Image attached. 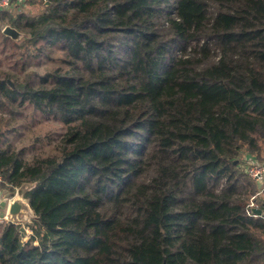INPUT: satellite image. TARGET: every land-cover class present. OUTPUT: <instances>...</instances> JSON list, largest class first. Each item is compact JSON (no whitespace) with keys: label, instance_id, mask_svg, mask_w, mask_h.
<instances>
[{"label":"trees","instance_id":"trees-1","mask_svg":"<svg viewBox=\"0 0 264 264\" xmlns=\"http://www.w3.org/2000/svg\"><path fill=\"white\" fill-rule=\"evenodd\" d=\"M30 1L0 11L25 34H2L0 193L34 214L0 264H264V0ZM26 107L59 131L17 145Z\"/></svg>","mask_w":264,"mask_h":264},{"label":"rangeland","instance_id":"rangeland-1","mask_svg":"<svg viewBox=\"0 0 264 264\" xmlns=\"http://www.w3.org/2000/svg\"><path fill=\"white\" fill-rule=\"evenodd\" d=\"M44 3L41 1H30L27 3H16L13 2L11 6H9L6 9H3L7 11L8 14L15 15L19 12L25 13L30 16H34L38 14L40 11L43 10ZM2 11V10H0ZM9 25L7 24V20L4 18L0 17V61L3 63V66L6 67L7 64L13 63L16 58L19 56V52L21 51L18 46L6 43L2 39V30L3 28ZM22 33V36L18 39L20 41L22 37L25 35L23 31H20ZM56 54L54 55V57ZM33 62H36L35 60H30V63L33 64L29 68L30 70H39V71H44L47 70L51 67H53L56 63L55 60L53 59H46L42 60V63L39 66H34L35 64ZM19 122L23 123L26 125L24 129H20V134L18 136H15V140L17 145H29L31 142H33V139L36 137H42L46 134H54L57 133L60 129V124L54 120L51 117H46L38 114L37 112L33 111L31 107H26L24 109L20 110V115H19ZM21 190L25 189L24 187L20 188ZM18 189H16L13 193L11 194H4V198L7 202H11L13 199L22 201L24 203H27V200L22 197L21 194L18 193ZM6 217L0 218V226L6 222L13 221V223H18L20 224L21 227H23L26 231L27 234L30 233L29 226L31 223V220L34 216L31 208L29 207H24L22 211L18 214L17 218L12 220L10 215L6 213ZM27 238V237H25Z\"/></svg>","mask_w":264,"mask_h":264},{"label":"built area","instance_id":"built-area-1","mask_svg":"<svg viewBox=\"0 0 264 264\" xmlns=\"http://www.w3.org/2000/svg\"><path fill=\"white\" fill-rule=\"evenodd\" d=\"M25 0H0V10L6 9L12 5L13 2L16 3H24ZM243 169L245 173L259 185V189L255 191L252 195V199L254 197H258L262 195L264 191V161H260L254 155L250 157H245L243 160ZM1 181V176H0ZM253 201L250 202V206H253ZM6 217V214L5 216Z\"/></svg>","mask_w":264,"mask_h":264},{"label":"water","instance_id":"water-1","mask_svg":"<svg viewBox=\"0 0 264 264\" xmlns=\"http://www.w3.org/2000/svg\"><path fill=\"white\" fill-rule=\"evenodd\" d=\"M2 32L3 34L11 37L14 40H18L22 36V33H20L15 27H12L10 25H6L3 28ZM18 193L21 194L22 190L19 189ZM24 207L30 208L28 202L24 203L22 201L14 199L11 202H7L5 199H0V218H4L6 212L10 215L12 220H14L17 218L18 214L22 211Z\"/></svg>","mask_w":264,"mask_h":264},{"label":"crops","instance_id":"crops-1","mask_svg":"<svg viewBox=\"0 0 264 264\" xmlns=\"http://www.w3.org/2000/svg\"><path fill=\"white\" fill-rule=\"evenodd\" d=\"M250 156H252L251 154H248V153H246V154H244L243 156H242V164H243V160H244V158L245 157H250ZM256 185H257V189H259V185L256 183ZM258 197H264V191H263V193H262V195H260V196H258ZM4 198V194H1L0 193V199H3Z\"/></svg>","mask_w":264,"mask_h":264}]
</instances>
